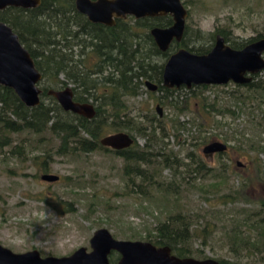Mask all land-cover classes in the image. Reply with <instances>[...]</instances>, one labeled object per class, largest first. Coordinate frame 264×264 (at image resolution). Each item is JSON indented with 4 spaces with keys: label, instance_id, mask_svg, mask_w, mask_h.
<instances>
[{
    "label": "rangeland",
    "instance_id": "1",
    "mask_svg": "<svg viewBox=\"0 0 264 264\" xmlns=\"http://www.w3.org/2000/svg\"><path fill=\"white\" fill-rule=\"evenodd\" d=\"M182 1L188 13L183 37L188 48L210 47L216 33L224 34L228 44L264 35V0ZM133 18L126 16L124 27L133 25L137 20ZM255 77L264 80V69ZM234 90L231 82L193 88L194 96L190 95L177 111L161 93L150 92L144 85L135 95L122 98L123 108L117 111L128 126L117 130L130 134L137 148L154 144L147 148L152 161L161 148L164 153L171 151L179 163L201 159L209 167L227 169L219 173L218 180H212L207 175L185 173L179 166L175 171L179 183L175 181L180 188L170 195L155 188H147L145 195L138 193L137 187L126 183L124 160L111 149L77 152L74 148L63 154L57 151L58 140L50 134L10 135L11 143L0 146V244L13 252L36 249L41 256L67 255L80 246L88 250L92 232L100 227L116 239L147 241L159 220L181 210L189 212L199 227L206 219L207 226L214 228L209 246L200 245L198 240L192 244L202 255L190 257L264 264V251L249 249L236 261L230 258L229 242L224 237L232 232L233 220L241 218L242 213L248 226L241 224V228L259 221L264 226V153L256 149L264 147V94L247 98L242 104L234 101ZM199 95L207 103L213 100L217 110L227 106L232 113H217L214 107L208 113L201 110ZM166 100L171 105L177 103L171 97ZM174 118L183 123V128L175 132L171 129ZM148 121L153 127L165 126L163 132L156 131L155 139L137 130ZM106 128L101 136L115 131L110 125ZM198 136L207 137L206 143L221 141L227 149L221 155L204 156L201 148L206 143L196 145ZM190 166L186 169L194 167ZM43 173L55 174L58 179L42 181L39 176ZM170 176V169H161L162 178Z\"/></svg>",
    "mask_w": 264,
    "mask_h": 264
},
{
    "label": "trees",
    "instance_id": "2",
    "mask_svg": "<svg viewBox=\"0 0 264 264\" xmlns=\"http://www.w3.org/2000/svg\"><path fill=\"white\" fill-rule=\"evenodd\" d=\"M0 21L7 24L17 35L41 76L38 82L41 90L39 102L31 107L25 106L10 88L0 85V146L11 143L10 135L26 132L30 135L50 134L58 140L57 151L63 154L74 148L77 152L103 148L99 139L107 126L110 125L115 131L128 126L125 120L119 118L117 111L123 108L122 98L135 95L145 80L155 82L162 98L169 106H174L176 111L182 109L190 95L194 96L193 88L207 87L193 85L185 93H180L179 88L168 89L160 86L162 65L175 45H171L165 52L159 51L148 34V29L152 26H167L171 22L169 16L135 20L129 27H123L121 23L124 22L118 19L114 26L108 27L88 22L83 14L75 10L73 0H39V4L33 8L4 7L0 10ZM143 28H147V31ZM221 35L228 40L224 34ZM263 36L259 34L240 44L232 42L230 47L239 48ZM85 37L89 38L87 43L84 42ZM182 44L196 54L207 50H201L199 46L188 48L185 42ZM255 75L247 84H235L234 101L243 104L247 98L256 99L264 94V80H254ZM69 84L72 85L73 101H92L95 106L92 118L87 119L63 110L54 97L46 93L48 89L57 90ZM168 93L177 103L171 105L166 100ZM198 105L207 113L214 107L213 100L207 103L202 95H199ZM225 107L227 106L216 109L217 113L226 111L231 114L232 111ZM148 122L147 126L136 128L140 133H146L155 139V134L163 132L165 126L160 124V127H153L154 124L152 126L151 121ZM182 128V122L172 119L173 132ZM195 141L200 146L207 142V137L198 136ZM152 145L154 144H144L142 148H137L133 140L131 147L113 151L124 160L122 169L126 183L137 187L138 193L142 195L148 194L147 188H155L163 195L174 194L180 188L176 182L178 180L179 183V176L175 174L179 166H183L185 173L207 175L212 180H218L219 173L227 170L225 166L209 167L201 159L188 164L179 163L171 151L164 153L165 151H160L161 148L154 154L152 161L151 154L148 153ZM256 149L264 153L261 145ZM190 165L194 167L186 169ZM164 168L171 170L168 179L161 177V169ZM193 218L189 212L181 210L167 213L156 223L154 235L147 237V241L155 246H168L170 253L177 257L202 255L192 244L198 240L200 245L209 246L214 228L207 226L206 219L205 225L199 227L197 220ZM233 221L235 226L232 232L224 235L229 242L228 250L232 253L230 258L236 261L242 252L247 253L249 249L263 252L264 226L262 227L261 221L249 225L248 228H241V224L248 226L244 213L241 218ZM215 260L218 264H236L221 257Z\"/></svg>",
    "mask_w": 264,
    "mask_h": 264
},
{
    "label": "water",
    "instance_id": "3",
    "mask_svg": "<svg viewBox=\"0 0 264 264\" xmlns=\"http://www.w3.org/2000/svg\"><path fill=\"white\" fill-rule=\"evenodd\" d=\"M77 12L85 15L92 23L110 25L114 18L133 16L153 17L169 14L172 23L165 28L153 27L149 30L157 48L166 50L169 42L178 41L182 35L186 11L179 0H73ZM39 0H0V10L6 6L33 8ZM264 36L246 43L239 49L225 44L216 36L213 46L202 54H196L179 47L168 55L162 65L161 85L166 88L183 85H222L228 82L243 85L251 81V76L264 69ZM40 73L34 66L28 51L21 45L11 28L0 21V85L10 88L16 97L28 107L39 102L41 90L38 87ZM150 91L156 84L145 81ZM54 97L59 106L74 114L90 119L94 109L89 102L72 100L70 86L46 91ZM159 113V107L156 105ZM132 137L122 131L110 133L99 139L103 147L120 150L129 147ZM227 145L213 140L201 148V153L211 155L225 152ZM45 182H55L58 176L43 173L39 176ZM89 250L78 247L68 255L41 256L36 249L13 252L0 244V264H110L107 254L114 250L119 254L115 264H218L212 257L196 259L177 257L170 253L166 245L155 246L147 241L114 239L110 232L100 227L92 232L88 240Z\"/></svg>",
    "mask_w": 264,
    "mask_h": 264
},
{
    "label": "flooded vegetation",
    "instance_id": "4",
    "mask_svg": "<svg viewBox=\"0 0 264 264\" xmlns=\"http://www.w3.org/2000/svg\"><path fill=\"white\" fill-rule=\"evenodd\" d=\"M180 1V3L182 4V6H183V8L185 9V11H186V16H185V18L187 17V9L184 7V3H183V1L182 0H179ZM73 5H74V1H73ZM75 8V7H74ZM76 10V9H75ZM81 14V13H80ZM85 16V15H84ZM162 16H169V18H170V20H171V16L169 15V14H164V15H157V16H153V17H162ZM126 17V16H125ZM125 17H120V18H114L113 19V23L112 24H110V25H105V24H102V23H97V24H101V25H103V26H108V27H111V26H114L115 25V23H116V20H118V19H120V20H122L123 22H124V18ZM86 18V17H85ZM144 18H152V17H148V16H145V17H141V18H133V19H137V20H139V19H144ZM185 18H184V27H183V31H182V35H181V37H180V39L178 40V41H176V40H174V39H172L170 42H169V44H168V47L166 48V50H164V51H161V52H165V51H167L168 50V48L171 46V45H176L177 47L175 48V50L177 49V48H179V47H183V37H184V35H185ZM86 20H87V18H86ZM88 21V20H87ZM89 22V21H88ZM90 23H92V22H90ZM171 23H172V20H171V22L167 25V26H164V27H160V28H165V27H168V26H170L171 25ZM121 25L124 27V24L123 23H121ZM120 26V25H119ZM153 27H159V26H152V27H150L149 29H148V34L150 35V33H149V30L151 29V28H153ZM217 35H219L220 37H222V40H223V42L225 43V44H227V45H229L230 46V44H228L227 43V41L225 40V38H224V36L223 35H221V34H219V33H216V34H214L213 36H212V43H211V46L210 47H207L206 49V52L213 46V44H214V42H215V40H216V36ZM150 37H151V39H152V41H153V43H154V45L156 46V44H155V42H154V40H153V38H152V36L150 35ZM260 38V37H259ZM252 39V38H251ZM258 38H256V39H254V40H257ZM88 40H89V38H86L85 37V40H84V42L85 43H87L88 42ZM250 40V39H249ZM254 40H252V41H254ZM251 42V41H250ZM248 43V42H247ZM246 44V43H245ZM244 44V45H245ZM243 45V46H244ZM187 47V46H186ZM156 48H157V46H156ZM183 48H185V47H183ZM201 50L203 49H205L204 47H199ZM232 48V47H231ZM239 48H241V47H239ZM239 48H234V49H239ZM158 49V48H157ZM186 49V48H185ZM159 50V49H158ZM174 50V51H175ZM160 51V50H159ZM174 51H172V52H174ZM172 52H169L168 53V55L169 54H171ZM206 52H202V53H206ZM202 53H200V54H202ZM264 54V53H263ZM168 55H167V57H168ZM166 57V58H167ZM166 60V59H165ZM165 62V61H164ZM253 75H255V74H253ZM252 75V76H253ZM252 76H251V80H252ZM145 81H147V80H145ZM145 81H144V87L145 88H147L146 87V85H145ZM149 82H151V81H149ZM154 84H156L155 82H154ZM226 84V83H225ZM157 84H156V89L154 90V91H150L148 88H147V90H149L150 92H158L157 91ZM160 86H162L161 84H160ZM193 85H191L190 87H192ZM163 87V86H162ZM180 87H183V88H185V89H183V88H180ZM190 87H185V86H183V85H180V86H178V87H171V88H176V89H181L182 91L184 90V92H186L187 90H189L190 89ZM164 88H166V87H164ZM168 89H170V88H168ZM181 90H178V91H181ZM159 93H161V92H159ZM174 93H176V92H174ZM162 94V93H161ZM169 95H168V97H170V93H168ZM162 97H163V95H162ZM87 102H89V103H91L92 104V106H93V109H94V104L92 103V101L91 100H89L88 99V101ZM155 110H156V106H155ZM157 111V110H156ZM157 114L159 115V113L157 112ZM119 132V131H118ZM115 133V132H114ZM126 133V132H125ZM128 134V133H127ZM130 135V134H129ZM131 136V135H130ZM132 137V136H131ZM132 139H133V137H132ZM133 143V142H132ZM132 146V144L129 146V147H131ZM129 147H127V148H129ZM106 148V147H105ZM127 148H124V149H127ZM109 149V148H108ZM111 150H113V149H111ZM120 150H123V149H120ZM113 151H116V150H113ZM224 153V152H223ZM214 154V153H213ZM210 156V155H209ZM111 235V234H110ZM111 237L112 238H114L112 235H111ZM114 239H116V238H114ZM140 241V240H139ZM147 242H149V241H147ZM149 243H151V242H149ZM152 244V243H151ZM153 245V244H152ZM88 248H89V246H88ZM89 250V249H88ZM87 249H86V251H88ZM71 253V252H70ZM69 253V254H70ZM68 255V254H67ZM119 254L116 252V251H114V250H110L109 251V253L107 254V259H108V262L110 263V264H115L116 262H117V260L119 259Z\"/></svg>",
    "mask_w": 264,
    "mask_h": 264
},
{
    "label": "bare ground",
    "instance_id": "5",
    "mask_svg": "<svg viewBox=\"0 0 264 264\" xmlns=\"http://www.w3.org/2000/svg\"><path fill=\"white\" fill-rule=\"evenodd\" d=\"M96 113V112H95Z\"/></svg>",
    "mask_w": 264,
    "mask_h": 264
}]
</instances>
